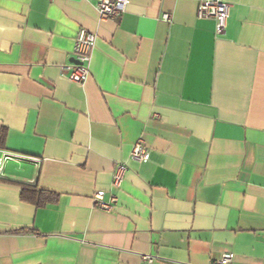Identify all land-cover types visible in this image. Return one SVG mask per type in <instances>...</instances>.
<instances>
[{"label": "crops", "instance_id": "crops-1", "mask_svg": "<svg viewBox=\"0 0 264 264\" xmlns=\"http://www.w3.org/2000/svg\"><path fill=\"white\" fill-rule=\"evenodd\" d=\"M128 1L99 21L94 0H0V264H264V0H221L220 33L205 0Z\"/></svg>", "mask_w": 264, "mask_h": 264}, {"label": "built area", "instance_id": "built-area-1", "mask_svg": "<svg viewBox=\"0 0 264 264\" xmlns=\"http://www.w3.org/2000/svg\"><path fill=\"white\" fill-rule=\"evenodd\" d=\"M95 10L99 21L115 20L119 18L126 10L129 4L128 0H94ZM230 6L221 0H205L201 1L197 9L198 19H210L215 22V28L218 33L225 28L228 18ZM165 22H169V16H163ZM96 37L93 33L80 29L75 37V59L76 65L70 64L63 68L67 79L74 84L82 85L89 76L88 62L91 51L94 48ZM149 157L148 150L143 146L142 142L137 141L132 148L131 159L135 162L146 161ZM12 155L2 153L0 155V172L2 164L10 160ZM125 169L118 167L112 174L111 187L113 190L118 189L123 181ZM98 200L97 208L103 212L111 211L116 203L115 195H112L108 202L102 200L101 194L95 195ZM232 255L225 254L219 260L212 264H231ZM145 263H151L153 258L144 256Z\"/></svg>", "mask_w": 264, "mask_h": 264}, {"label": "trees", "instance_id": "trees-1", "mask_svg": "<svg viewBox=\"0 0 264 264\" xmlns=\"http://www.w3.org/2000/svg\"><path fill=\"white\" fill-rule=\"evenodd\" d=\"M29 186H24L20 198L22 201L33 203L36 206H43L48 202L53 201L55 198L52 194L46 192H37L36 190H31Z\"/></svg>", "mask_w": 264, "mask_h": 264}]
</instances>
